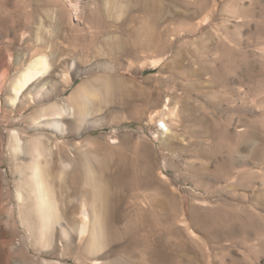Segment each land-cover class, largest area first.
I'll return each mask as SVG.
<instances>
[{
	"label": "rangeland",
	"instance_id": "obj_1",
	"mask_svg": "<svg viewBox=\"0 0 264 264\" xmlns=\"http://www.w3.org/2000/svg\"><path fill=\"white\" fill-rule=\"evenodd\" d=\"M0 264H264V0H0Z\"/></svg>",
	"mask_w": 264,
	"mask_h": 264
},
{
	"label": "bare ground",
	"instance_id": "obj_2",
	"mask_svg": "<svg viewBox=\"0 0 264 264\" xmlns=\"http://www.w3.org/2000/svg\"><path fill=\"white\" fill-rule=\"evenodd\" d=\"M50 67H51V64H50L47 57L41 56L39 58L34 59L29 64V66L21 73L20 77L16 80V82L13 86V89H12V92H13L15 97L11 98V103L13 105H15L17 103L18 99L20 98V96H22L23 93L28 88H30L33 84L37 83L41 78L45 77V75L51 69ZM75 95L77 96V94H75ZM74 112H75L74 108H72V107H68L67 109L65 108L63 110V112L59 113L58 114L59 116L55 119H57V120L63 119V115H72V114H74ZM172 112H173V110H172ZM170 113H171V111H170ZM48 119L49 118H47V116H46L43 120H48ZM50 125L56 127L58 130H61V131L64 130V126L60 121L52 122V123H50ZM39 174H40V168H39V166H37V168L35 169V172H34V177L37 179V183L39 185L38 195L40 197V204L47 207L49 209V212H50V211L54 210V205L50 202V200H47V197L42 192V190H44V189H42V183L39 179ZM83 209L84 210H83L82 215H81L82 221H83L82 233L86 234L87 230L90 229L88 225H89V221H90L91 217H90L88 211L85 208H83ZM48 218L50 219L51 216L50 217L48 216ZM93 233L95 234V230H93ZM83 234H82V236H83Z\"/></svg>",
	"mask_w": 264,
	"mask_h": 264
}]
</instances>
